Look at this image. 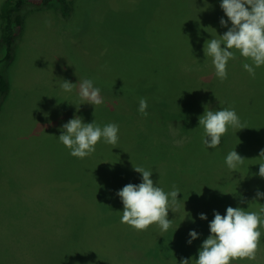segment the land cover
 Returning a JSON list of instances; mask_svg holds the SVG:
<instances>
[{"label":"rangeland","instance_id":"374dc122","mask_svg":"<svg viewBox=\"0 0 264 264\" xmlns=\"http://www.w3.org/2000/svg\"><path fill=\"white\" fill-rule=\"evenodd\" d=\"M221 2L74 0L68 17L51 11L53 3L24 5V33L3 66L10 91L0 101V264H194L214 211L259 210L264 199L253 201L256 193L231 191L238 182L247 186L250 173L264 182L257 159L264 149V66L252 78L243 68L251 62L237 52L227 79L215 76L203 46L228 30L220 24L227 20ZM82 79L101 90L95 109L82 104L77 111L78 85L70 93L60 87ZM141 98L147 116L138 111ZM205 106L234 108L247 127L229 128L230 147L203 145L198 120ZM74 115L101 127L117 124V148L101 141L91 156H71L58 136ZM234 149L245 158L236 172L225 164ZM133 166L152 171L165 192L179 189L167 232L121 224L116 193L142 182ZM221 184L231 205L222 204ZM192 230L199 236L188 244ZM259 230L256 259L231 264H264Z\"/></svg>","mask_w":264,"mask_h":264},{"label":"clouds","instance_id":"9594fccd","mask_svg":"<svg viewBox=\"0 0 264 264\" xmlns=\"http://www.w3.org/2000/svg\"><path fill=\"white\" fill-rule=\"evenodd\" d=\"M220 7L227 17V20L221 18L220 24L228 30L219 35V39L212 38L205 42L204 56L211 58L215 76L223 82L228 76L229 60L235 59L236 53L239 52L241 57L251 62L244 63L243 68L255 78L256 69L264 66V0H222ZM229 22L231 27H228ZM77 85L81 101L76 105L77 111L82 104L92 105L94 109L103 104L101 90L94 86L91 79H82L75 84L63 80L60 87L70 93ZM147 107V100L141 98L139 113L147 116ZM198 123L203 130L201 141L208 149L217 148L229 128L238 131L247 128L231 107L212 110L205 106ZM118 133L119 126L115 123L101 127L95 120L85 123L82 117L74 115L62 125L58 139L71 156L84 159L96 151V145L101 141L117 148ZM257 159L258 176L264 178V149L260 150ZM244 161L245 158L235 149L225 158L226 166L233 172H236ZM133 169L142 175V182L129 183L116 193L123 204L121 224L138 233L146 231L154 224L161 232H167L172 226L168 212L171 210L175 213L177 210L179 189L173 186L172 191L165 192L151 179L152 171L142 166H133ZM259 199H264V193L257 191L253 201ZM240 202L245 203V200L241 199ZM199 218L206 220L207 216L201 213ZM260 228H264V204H261L258 211H246L245 208L231 206L227 207L224 215L214 211V218L209 223L210 235L202 242L194 264H231L232 261L245 259L254 261L262 235ZM189 236L187 243L191 244L199 234L192 230ZM180 264H192V260L190 262L188 259H182Z\"/></svg>","mask_w":264,"mask_h":264},{"label":"trees","instance_id":"16d2710c","mask_svg":"<svg viewBox=\"0 0 264 264\" xmlns=\"http://www.w3.org/2000/svg\"><path fill=\"white\" fill-rule=\"evenodd\" d=\"M51 3L56 4V7L63 17L69 16L72 10L71 0H4L2 3L0 8V101L3 100L10 91V84L3 72V66L12 62V46L14 45V42L19 36L23 27V17L21 15V11L24 5L31 4L40 7L49 5ZM236 57H239V55L236 54ZM221 98H224L223 94H221ZM229 137V133L225 134V139H221V143L218 147H221L225 144L230 147L232 143H228ZM215 175L218 177L217 173ZM250 175L251 176L249 177V180L251 184H249V182L247 186H244L240 184L241 182H238L237 185L232 186L233 190L231 192H234V190L238 192L237 187H239L243 188L246 193H256L257 191L264 193V182H260L258 178H256L253 182L254 175L252 176L251 173ZM221 187L225 191L224 193L220 194L222 204L231 205L229 192L224 185ZM240 193H242L241 189Z\"/></svg>","mask_w":264,"mask_h":264},{"label":"crops","instance_id":"0c3cea01","mask_svg":"<svg viewBox=\"0 0 264 264\" xmlns=\"http://www.w3.org/2000/svg\"><path fill=\"white\" fill-rule=\"evenodd\" d=\"M71 1H72V5H73L74 0H71ZM35 7H36V10H41L42 7H44V6H40V7H39V6H35ZM37 7H38V8H37ZM51 11H54L55 14H56L57 12H59V10H58V8H57L56 6H53L52 9H51ZM71 12H72V10H71ZM23 26H24V24H23ZM22 28H23V27H22ZM29 30H31V29H27V32H28ZM33 31H34V29L31 30V33H32ZM22 32H23V30H21L19 36L22 35V34L24 33V32H23V33H22ZM34 34H35V33H34ZM0 107H1V105H0ZM15 211H16V210H15ZM15 211H14V212H15Z\"/></svg>","mask_w":264,"mask_h":264}]
</instances>
